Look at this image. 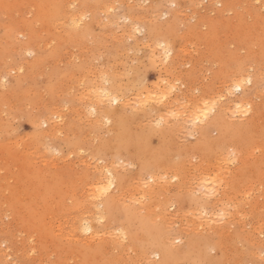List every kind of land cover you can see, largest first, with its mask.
<instances>
[{
    "label": "rangeland",
    "instance_id": "1",
    "mask_svg": "<svg viewBox=\"0 0 264 264\" xmlns=\"http://www.w3.org/2000/svg\"><path fill=\"white\" fill-rule=\"evenodd\" d=\"M97 2L102 5L100 8L95 5V9L93 5ZM81 12L85 16L76 27L74 20L81 19V15L76 16ZM152 27L164 29L160 41L168 42L171 56H177L176 72L172 74L168 63L161 62L162 50L149 37ZM153 54L159 58L155 64L150 60ZM238 69L254 79H263L258 86H247L243 94L234 92L222 99L225 104L229 102L225 101L227 98L234 102L245 95L255 101L248 119L252 124L244 133L246 144L231 143L232 146L226 142L224 147L215 146L202 154L195 150L199 134L189 121H184V125L182 119L175 122L174 117H169L168 121L173 123L168 126L174 122L183 126L167 137L161 136L157 117L133 122L121 116L125 108L126 114H132V104L140 90L154 93L168 85L171 87L168 101L175 102L171 105L176 113L191 106L189 100H193V105L196 101H218L221 94L226 96L225 83L233 79ZM114 74L123 84H129V90L123 100L120 97L119 104L112 105L111 111L118 112L120 118L102 117L93 103L94 91L103 79ZM263 75L264 0H0V264H166L168 257L160 258L155 251L161 249L164 256H170L176 247L184 245L186 237L198 242L206 238L205 232L202 233L204 227L197 231L190 227L193 224L190 209H200L205 203L195 187L191 198L198 203L191 205L184 199L177 201L181 197L178 182L171 184L168 197L172 201L167 209L171 220L167 232L160 221L152 218L154 204H147L153 208L147 207L145 220L146 214L137 215V204L128 194L120 202L112 201L117 188L103 196L90 191L97 177L94 172L105 169L108 163L117 161L116 167L123 173L136 174L139 163L129 156L136 152L141 159H151L158 152L170 162L185 159L188 168L204 160H214V164L218 157L221 160L226 156L230 158L224 165L227 169L238 172L245 167L242 171L245 180L238 173L230 184L223 183V189H230L225 192L228 198L238 194L232 202L237 197L242 203L234 204L246 210L248 218L240 223L236 217L230 232L216 236L217 246L209 256L219 264H264V224L259 227L264 223V192H260L264 190ZM35 122L41 124L39 129ZM209 135L219 139L221 133L213 128ZM259 140L261 148L256 146ZM239 150H243L242 157ZM235 151L240 159L232 154ZM144 177L149 181V175ZM250 183L252 187L256 183L261 185V189L255 186L259 192L252 187L251 192H243ZM226 197L223 202L234 212L237 206L233 207ZM103 201L107 203L108 219L95 224L103 244L90 242L89 234L70 236L71 227L82 217L83 210L88 208L87 213L92 216L94 207ZM212 206L206 208V217L221 214V205ZM126 227L135 231L132 236L140 243L139 250L147 251V258L138 256L131 246L129 254L112 250L111 235ZM241 228L245 235L241 234ZM168 234H174L176 242L170 240L166 244ZM248 238L256 239L257 245L252 246Z\"/></svg>",
    "mask_w": 264,
    "mask_h": 264
},
{
    "label": "bare ground",
    "instance_id": "2",
    "mask_svg": "<svg viewBox=\"0 0 264 264\" xmlns=\"http://www.w3.org/2000/svg\"><path fill=\"white\" fill-rule=\"evenodd\" d=\"M95 5L99 6L98 8H100V6L102 4L101 3L99 4L98 2L95 3L93 5L94 6L93 8L96 9L97 7ZM78 15H81V19L74 20L73 25L76 27L80 26V24L82 22V18H83V16H85V14H82V12L78 13L76 16H78ZM164 34H165V32H164L163 28L152 27L150 29L149 37L152 40H154L155 42H157L158 47L160 48V50H162V55L164 58L161 60V62L163 64L168 63L167 65L169 67V71L172 74V72H176L175 70L177 67V58H176L177 56H175V57L171 56L172 50H171V47L168 44V42H166V41L161 42L160 41V37ZM150 60H151L152 64H155V63H157L159 58L158 59L155 58L154 54H153V55H151ZM261 80H263V79L262 78L261 79H259V78L254 79L253 75H246V73L244 74L243 71H240V69H238L235 76H233V79L230 78V80H227L225 83L226 88H227V89L225 88L226 96L223 95V97H222V94H221L220 100L215 101V102L205 101V100L204 101H196V102H194V105H193V100H191V102L189 100L188 103H191L193 106L187 105L183 108V111H178L177 113L173 111L174 109L172 110V108L174 106L171 105V104H174L175 102L173 103L171 100L168 101V99H169L168 97L171 95L170 85L165 87V89H163L162 91H158V92L155 91L154 93H152V91L149 92L146 89L145 90L143 89V90L139 91V93L136 97V99H137L136 102H134L132 104L134 106L133 107L134 110H132V114H129V115L126 114L127 111H126V108L124 107L125 110H123V113L121 112L124 115H121V116L130 119L127 121H133V122H140V120H147L149 118L157 117V125L159 127H161V128H159L160 132H162L161 136H164L165 134L168 135V133L172 134V132H173L172 130H174V131L178 130V132H179V129L183 126V124L181 122L175 123L176 119H177V121L182 119L181 121H183V123H184V121H187V123L189 121V123H192V125H194L196 133L199 134V140L195 146V150L202 152V154H206V152L208 150H210L212 147H215V146L219 147V148L224 147L226 142L230 143V144L231 143H241L242 144V142H243L246 144L247 140H246L244 133H245V130L249 129L248 127H250V125L252 124V121L250 122L248 119L250 118L251 112L253 110V102H255V101L250 100V98L246 97L245 95L242 98H239V100H236L234 102H231L230 101L231 99L228 100V98H227V100H225V101H229V102L225 103V104L223 103L224 101L222 102V99L224 97H227V94L231 95L234 92L243 94L246 92L247 86H252L253 84H254V86H258V84ZM104 83L105 84L107 83L109 86L108 85L106 86ZM128 90H129V84H123L119 80V78L117 76H115V74L110 76L109 78L103 79V83L101 82L100 85L98 86L97 90L94 91L95 101L93 103L97 108V110L96 109H94V110H96V111L99 110L102 117H104V116H106V117H108V116H110V117L111 116H119L118 118H120V115H118L119 114L118 112L111 111V109L114 110L112 105L119 104V101L121 100L120 97L123 100V98L126 97ZM222 91H224V90H222ZM222 93H224V92H222ZM256 96H259V95H256ZM192 98H194V97H192ZM177 99H178V97H177ZM254 99H255V97H254ZM184 101H188V100H184ZM254 109H255V107H254ZM252 116H253V113H252ZM169 117L175 118V120H173L175 122L172 126L167 125V124H170L171 122L173 123V121L171 119H170L171 122L168 121ZM244 120H248L247 123H243ZM260 120H262V119H260ZM163 122H165L164 125H162ZM258 122H260V121H258ZM36 124H37L36 129H39L41 124H38V123H36ZM124 124H125V122H124ZM124 124H122V125H124ZM185 124L186 123H184V125ZM258 124H260V123H258ZM114 125H116V124H114ZM120 127H121V125H120ZM258 127H259V125H258ZM213 128L217 129L221 133L219 139H212L210 137L212 135H209V134ZM54 130L55 129L52 128L51 133H53ZM130 132H131V130H130ZM44 135L47 137L46 132H44ZM169 135L167 137H169ZM42 138H43V135H42ZM160 138H162V137H160ZM257 143H256V146L259 147L258 145L260 144V140ZM257 147L256 148L253 147L254 150L255 149L257 150L258 149ZM261 147L262 146H260L259 148H261ZM173 148H175V147H173ZM186 149H187V146H186ZM124 150H126V149H124ZM174 151H176V150L174 149ZM242 151H240V153L235 151L232 154L238 153L241 156ZM226 152H228V149ZM222 153H220V155H222ZM120 154H121V152H120ZM172 154H173V152H172ZM198 154H200V153H198ZM238 154H237V157H239ZM137 155H139L138 152L132 153L129 155L132 158V160L139 163L140 168L136 174L133 173L134 175H132V172L131 173H123L124 171L122 172L121 170L118 169V167H116L118 165V164H116L117 161L115 162L114 160H112L114 162H112L111 164L108 163L109 165L107 164V167L103 166V168L105 167V169H103V170L98 169L94 172V176L96 175L97 177H96V180H94L93 183L91 184L90 191H92L93 194L98 193L99 195L103 196V195H106L109 192H111L114 188L115 189L117 188L115 195L113 196L112 201L118 200L120 202V200L124 197V195L128 194V197L132 198L134 203L136 202V204H137V206L135 208V212L137 213V215H141L143 213L146 214V216L144 215L146 217L145 220L148 219L147 218V207L153 208L152 206L147 205V204H154L156 206V207H154L156 210L152 212L153 213L152 218L160 221L162 223L161 226H164L166 229V227L170 225V220H171L170 218H168V215H167L168 210L167 209H168V203H170V201H172V199H170L168 197V195L170 192L169 190L171 189L170 186L172 183H174L173 181L178 182V189H177L179 191L178 195L181 196V197L177 198V201H181L182 199H184V201H189L191 205L198 203V201L191 198V195L194 194L193 187H195L194 189H196L198 192H200V194L202 195L201 197H203V199L205 200L204 201L205 203H202L204 205L202 207H200V209H198L199 207H195L196 209L195 208L190 209L189 215L192 216L191 222L193 223L192 225H190V227H193L194 231H197L198 229H201L204 227V230L202 233L205 232L204 234L206 235V238L199 240V242H198V241L193 240L189 237H186V242L184 243V245H182L180 247H176V249L173 251V254L170 256H164L163 253L165 251H162L161 249H158L157 251H155V253L160 258L166 259L168 257L166 264H191V262H193V264H219L217 261H214V260L211 261V257L209 256V254H210L209 252L211 251V249H214L217 246V243H216L217 237L216 236H224V234L227 231L230 232L231 227L234 226L236 223L234 219L237 220V218H239V222L240 221L245 222L246 218H248V216L246 215L247 212H245L246 210H241L240 207L237 206V204H234L235 201L237 203H238V201L239 202H241V201L236 197L237 200L235 198V201L232 202L233 201L232 199L235 196H237L238 194L237 195L235 194L234 196L232 195L231 196L232 199L226 197L227 195L225 194V192L226 191L229 192L230 189H226V191H225L223 189L224 188L223 183L224 184L227 183V185L230 184V179H232V178L235 179L237 177V175L239 176V174H241V176H242L241 179H244L242 171H244L245 167L241 168L238 172H233V171H231V169L230 170L227 169L228 167L224 166L228 163V161H230L229 160L230 158L228 157L229 159H227V156L225 159L223 157V159H221V160L218 157L217 161L215 160L216 162L214 164H212V162L214 161L213 158H212L213 161H210V162L205 161L204 160L205 158H203L204 161L200 160L201 161L200 164H197L196 166H190V168H188L187 167V163H188L187 160L184 159V160L179 161V159H176L179 162H174V161L170 162V161H167V159L165 160V158L163 160L162 157H165V155L163 156V154H160L159 152L151 159H141ZM173 155L175 158H179V157H177L178 154H177V156L175 154H173ZM223 155H225V154L223 153ZM242 155H243V152H242ZM252 156H253V158L255 157L254 155H252ZM232 157H233V155L231 156V158ZM241 157H239V159ZM215 158L216 157H214V159ZM220 158H221V156H220ZM250 158L249 159L246 158V160L248 159V161L250 162ZM171 159H172V157H171ZM235 159H236V156H235ZM222 161H224L223 164H222ZM257 161H258V159H257ZM133 162H132V164H133ZM241 162L242 161H240V163ZM243 163H245V161H243ZM237 167H240V166H237ZM100 168L102 169V166H100ZM234 170H236V169H234ZM145 175H149V181L144 179V178H147V177H144ZM260 176L263 177V173ZM151 183H152V185L154 184V186H152ZM175 184L177 185V183H175ZM252 185L253 184H251L249 188H247L249 186V185H247L246 190L244 188L243 192L247 191V190H248L247 193L251 192ZM256 185H257V183H256ZM256 185H254L253 187H255ZM259 186H256V187L261 189V185H259ZM225 187L227 188V186H225ZM253 187H252V189L255 191V189H257V188L256 187L253 188ZM228 188H231V187H228ZM259 189H257L258 192H259ZM262 191L264 192L263 189L260 192L263 193ZM240 192H241V190H240ZM231 194L232 193H230V195ZM239 194H241V193H239ZM223 196H225L228 199V201L231 200V203L235 205V206H233L231 204L233 207L237 206L236 209L234 208L235 209L234 212H232V210L228 209V208H230L229 206H227L228 208L226 207L225 203L223 202L225 197H223ZM228 196H229V193H228ZM243 196H245V194H243ZM251 197H253V196H251ZM254 198H251V200ZM126 199H127V197H126ZM227 199H226V203L228 202ZM240 199L244 201V199H242L241 197H240ZM108 200H109V198H108ZM249 200H250V198H249ZM258 202H259V199H257L256 204ZM262 202H264V201H262ZM228 203L230 204V202H228ZM250 203L252 204V202H250ZM211 204H213L212 207H214V208L219 207V205H221L222 206L221 214H218V213L217 214H211V216L209 215V217H206V211L205 210H206V208L208 209L209 206H211ZM106 205H107V203L105 201L96 205L94 207L96 211H95V213H94V211L92 212V213H94L92 216L88 215V213H87L88 208L83 210L82 217L80 216L78 219L75 220V222L73 223V226L71 227L69 235L71 234L70 236H72V235H74V233L75 234L79 233L81 235L82 234H84V235L89 234L88 239L90 242L91 241H99V243L103 244V242L101 241V238L99 237V233L96 231L97 228L95 229V224L96 223L100 224V223H104L105 221H107L109 213H108V210L106 209ZM246 205H247V202H246ZM262 205H264V204H262ZM224 207H226V208H224ZM233 207H231V208L233 209ZM253 207H255V205ZM262 207H264V206H262ZM202 208L204 210H202ZM237 208H238V210H237ZM260 208H258L259 211L261 210ZM254 210H255V208H254ZM203 211H205V216H204ZM120 212H121V209H120ZM86 214H87V216H86ZM129 215L127 214V216H129ZM207 215H208V213H207ZM170 216H171V214H170ZM184 218H185V216H184ZM124 219H125V217H124ZM222 219H224L225 221L228 220V222L224 221L220 225L219 222L222 221ZM145 220H140V221L142 222V224L147 223V221H145ZM203 220H205V222ZM247 220H249V219H247ZM239 222H238V224L241 223V222L240 223ZM247 223H249V222H247ZM261 223H260L261 225L259 226L260 228L264 224L263 221ZM211 224H214L213 225L214 227H212ZM205 225H207V227L210 226L211 228L208 229L207 227H205ZM100 229H102V228H100ZM134 229H135V226H134ZM189 230H190V228H189ZM241 230H242L241 234L245 235V231H243L242 228H241ZM258 230H259V228H258ZM258 230H255V231H258ZM134 232L135 231L133 229L129 230V229H127V227L123 228L119 233L111 235V238L109 237L110 238L109 244L111 245L112 250H119L121 253L127 252L129 254V252L132 251L131 249L133 248L136 251L138 256H143V257L147 258V254H148L147 251L142 252L141 250H139L138 246H140L139 245L140 243L138 241H135V239H136L135 236H132V234L134 235ZM166 232H167V229H166ZM141 233H142V235H146L143 233V230H141ZM204 234H201V235L205 236ZM229 235L231 236V234H229ZM166 236H168L166 238L167 241H165L166 244H168L170 240L172 243L176 242L175 241L176 237L174 234H173V236L171 234H168ZM254 240H256V239H254ZM254 240H252V238L251 239L248 238V241L252 244V246L257 245V243L256 244L254 243L255 242ZM142 241H145V240H142ZM127 242H128V244H127ZM137 242H138V244H137ZM258 243H260V241ZM117 244H119L121 247H119ZM235 245L237 246V244H235ZM262 245H264V244H262ZM130 246L132 248H130ZM230 246L231 245H229V247ZM150 247H152V246L150 245ZM153 247H155V246H153ZM120 248H122V250ZM230 249H232V248H230ZM32 250H34V249H32ZM82 250H84V249H82ZM233 250L234 249H232L231 251H233ZM237 250H239V248ZM226 251H228V249ZM170 252H172V251H170ZM259 252H261V251H259ZM119 255H121V254H119ZM152 255H153V253L152 254L150 253V256H152ZM241 256L244 257V254H242ZM259 256H261V255H259ZM227 258H228V255H227ZM165 259H164V261H165ZM137 261H138V259H137ZM197 261H199V262H197ZM236 263H237V261H236Z\"/></svg>",
    "mask_w": 264,
    "mask_h": 264
}]
</instances>
